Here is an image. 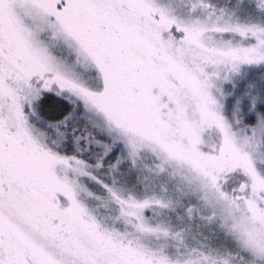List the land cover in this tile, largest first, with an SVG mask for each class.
<instances>
[{"label":"rangeland","instance_id":"374dc122","mask_svg":"<svg viewBox=\"0 0 264 264\" xmlns=\"http://www.w3.org/2000/svg\"><path fill=\"white\" fill-rule=\"evenodd\" d=\"M152 3L158 43L174 74L171 103L165 98L154 116L115 117L110 124L60 93L74 109L68 127L50 131L48 139L64 158L53 166L54 175L83 210L77 243L81 250L102 246L127 264H264L258 250L264 244V185L253 183L254 175L264 179V151L261 136L245 139L243 121L260 91L252 82L264 74V63H241L235 72L221 65L218 76L197 84L205 49L256 43L249 29L264 28V0ZM226 25L233 27L216 30ZM48 42L69 77L98 86L84 58L77 63L65 44ZM217 116L231 123L233 145L223 144ZM114 149L120 157L103 165V152ZM145 201L142 209L132 205ZM32 238L38 250L64 252L56 234L37 229Z\"/></svg>","mask_w":264,"mask_h":264},{"label":"snow or ice","instance_id":"6c2138e0","mask_svg":"<svg viewBox=\"0 0 264 264\" xmlns=\"http://www.w3.org/2000/svg\"><path fill=\"white\" fill-rule=\"evenodd\" d=\"M157 11L152 0H0V264H127L102 246L80 249L83 210L54 175L53 166L64 158L48 134L67 128L72 116L60 93L71 94L110 124L115 117L154 116L165 98L172 102L174 74L158 43ZM249 30L256 41L250 48L205 49L198 85L218 76L221 65L235 72L241 63H264V28ZM49 40L65 44L77 63L84 58L95 69L98 86L83 87L69 77ZM42 109L58 115L46 118ZM248 117L245 139L264 136V100L253 99ZM217 121L223 144L233 145L231 123L223 116ZM257 181L264 185L254 175V187ZM61 195L67 199L61 201ZM146 203L132 205L142 209ZM37 229L59 236L63 254L38 250L32 238ZM258 250L264 253V244Z\"/></svg>","mask_w":264,"mask_h":264},{"label":"trees","instance_id":"16d2710c","mask_svg":"<svg viewBox=\"0 0 264 264\" xmlns=\"http://www.w3.org/2000/svg\"><path fill=\"white\" fill-rule=\"evenodd\" d=\"M262 76H263V78H261ZM252 83H253V85H252L253 87H258L260 89V91L258 93H256L257 98H255L256 101L259 103L261 100H264V74L256 76V77L254 76V81ZM61 104L64 107H69V105L64 104L63 101H61ZM69 104L71 105L72 110H73L74 108H73L72 102H70ZM260 110H261L260 108L257 109V111H260ZM56 115H58V113L45 115V117L46 118L47 117H53V116H56ZM243 121L245 123H250L251 122L249 120L248 114L243 113ZM89 142L92 143V141H89ZM261 142H262V147H263V151H264V136H261ZM100 152H103V151H100ZM118 153L119 152L116 149L110 150V151H104L103 154H102V160H103L102 164L105 165V166H108V165L112 164L114 161H116L118 159V157H120V154H118Z\"/></svg>","mask_w":264,"mask_h":264}]
</instances>
